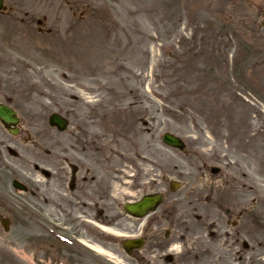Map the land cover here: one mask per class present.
<instances>
[{"label":"rangeland","instance_id":"374dc122","mask_svg":"<svg viewBox=\"0 0 264 264\" xmlns=\"http://www.w3.org/2000/svg\"><path fill=\"white\" fill-rule=\"evenodd\" d=\"M5 7L0 103L20 123L12 135L0 122V264H48L40 233L45 224L62 230L65 217L103 251L80 264H162L180 250L170 251L174 231L200 232L173 221L185 218L224 229L221 242L207 241L225 254L210 264H235L242 240L248 264L251 250L264 261V0ZM53 113L68 119L65 131L49 124ZM166 133L185 150L165 144ZM157 192L165 202L148 228L124 216V203ZM76 195H99L98 213L94 200H69ZM145 232L147 249L128 255L122 242Z\"/></svg>","mask_w":264,"mask_h":264},{"label":"flooded vegetation","instance_id":"af4514ba","mask_svg":"<svg viewBox=\"0 0 264 264\" xmlns=\"http://www.w3.org/2000/svg\"><path fill=\"white\" fill-rule=\"evenodd\" d=\"M47 178H49V175H46ZM50 181L53 185H60L59 184V179L57 177L53 178L50 177ZM74 184V185H73ZM71 188H74L76 186V181L71 184ZM69 189V188H68ZM94 190H97L96 188H93ZM46 191L48 193V188H46ZM65 194L62 193V195ZM92 196L95 197V194L92 191ZM96 200L91 199L89 196H87L85 199H83L81 196H71L69 200H94L92 207L90 208V210L95 213H98L99 208H98V200H99V195H96ZM53 200H68L67 198L61 197V198H57L54 197L52 198ZM47 200V198H46ZM78 205L74 206V212L75 213H79L78 212ZM157 213V212H156ZM154 213V214H156ZM154 214H151V216H153ZM72 215V214H71ZM91 216V215H90ZM124 216L132 219L131 217L127 216L126 214H124ZM150 216V217H151ZM149 218V217H148ZM148 218L145 219H134L135 221H141V223L146 226L148 228L150 222L144 223L145 221L148 220ZM176 221L177 225L181 226V227H186V226H194V227H198L200 229V232H198L199 230H190V229H179L177 231H174L175 233L172 234L175 236V238L173 239V246L172 243L168 242L165 244V246L168 248L169 246H172L171 250H177L178 247L180 250H178V254H176V256H165L164 260L165 262H163L162 264H204L205 261H209L210 262L214 261V260H218L219 262H222L220 259L225 257V254L222 257V254L219 253V249L218 248H212L209 244H207V241L210 242V239L212 240V238H214V240H218L221 242L220 236H221V231H224V229L222 228V226L216 222V225L214 226L215 229L214 230H207V224H203V222L201 223L200 220L198 219L197 221L191 220L189 218H185V219H177V220H173ZM61 224L62 230H60V228L55 227V225H46L45 227V232L43 234L40 233V236L42 237L41 240H44L45 244L47 245L44 247L45 249H47L48 251H50L51 253L48 254L47 250H46V254H47V259L45 261L48 262V264H67L66 262H62L63 259L66 258H70L74 263L76 264H80L83 261V253H85L86 255L92 254L90 257L94 258V254L92 252H96V246L95 243H93L92 240L88 239L91 244L90 245L88 242H85L81 239V236L78 237L77 233H80L79 230L74 229L73 225H72V221L68 220L67 217L64 218V220H60L59 222ZM172 224L174 222H171ZM251 223H255V222H251ZM56 225H58L57 223H55ZM240 224V225H239ZM156 225V224H154ZM238 226H241V229L244 230L247 228V226H250L249 223V218H242L241 220H239L238 222ZM209 229H213V227H210ZM251 230V229H249ZM147 231V229H146ZM148 232V231H147ZM147 232L144 233V235L142 234V236H140L142 239V249L140 251H145V249H147L149 243H150V238H148ZM178 232V234H177ZM198 233H200V235H196ZM195 236L200 237L199 239H197L193 244H190V242H193L195 240ZM207 237V240L204 239V237ZM165 237V236H164ZM156 246L159 245V248L161 247L160 241H159V237L156 238ZM249 240H251V244L253 246H258V242H256L257 240H254L252 238V236L249 237ZM164 241V240H163ZM155 243V242H154ZM86 248V250H84V247ZM248 246V245H247ZM95 247V248H94ZM165 247V248H166ZM49 248V249H48ZM227 249V248H225ZM86 251V252H84ZM138 250H132L130 251V256L134 255V252H137ZM252 255H255V257L251 258V262L250 264H264V261L259 262L258 260V256L257 254H254V250H251ZM174 254V255H175ZM248 255V248H245L244 242L242 240V243L238 246L237 248V252L234 253V256H236V263L235 264H244L243 260H245V264L249 263V259L246 260V256ZM214 258V260H213ZM87 259V257H86ZM146 264V263H144ZM148 264V263H147ZM161 264V263H159Z\"/></svg>","mask_w":264,"mask_h":264},{"label":"water","instance_id":"95a60500","mask_svg":"<svg viewBox=\"0 0 264 264\" xmlns=\"http://www.w3.org/2000/svg\"><path fill=\"white\" fill-rule=\"evenodd\" d=\"M3 8L4 0H0V11H2ZM0 121L9 129L12 134H17V128L13 129L12 127H16L20 120L17 117V113L12 108L0 104ZM49 123L52 126H56L60 131H64L68 124L67 121L58 114L51 115L49 118ZM163 141L165 144L179 150L185 149V144L182 142V140L172 134H165L163 136ZM14 184L17 185V182H14ZM177 185L174 184L172 190L177 189ZM163 199L164 198L161 194L149 195L143 197L141 201L135 204H126L124 208L128 214L141 218L151 212H154L162 204ZM3 223L6 224V221H3ZM134 245L140 247L142 245V241H130L125 243L127 248Z\"/></svg>","mask_w":264,"mask_h":264},{"label":"bare ground","instance_id":"6f19581e","mask_svg":"<svg viewBox=\"0 0 264 264\" xmlns=\"http://www.w3.org/2000/svg\"><path fill=\"white\" fill-rule=\"evenodd\" d=\"M97 251L99 252V253H101L102 251L101 250H99L98 248H97ZM103 253V252H102Z\"/></svg>","mask_w":264,"mask_h":264}]
</instances>
